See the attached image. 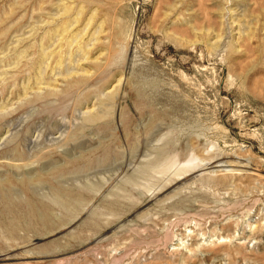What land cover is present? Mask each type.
Segmentation results:
<instances>
[{
  "label": "rangeland",
  "instance_id": "rangeland-1",
  "mask_svg": "<svg viewBox=\"0 0 264 264\" xmlns=\"http://www.w3.org/2000/svg\"><path fill=\"white\" fill-rule=\"evenodd\" d=\"M0 264H264V0H0Z\"/></svg>",
  "mask_w": 264,
  "mask_h": 264
},
{
  "label": "bare ground",
  "instance_id": "bare-ground-1",
  "mask_svg": "<svg viewBox=\"0 0 264 264\" xmlns=\"http://www.w3.org/2000/svg\"><path fill=\"white\" fill-rule=\"evenodd\" d=\"M18 156H20V155H18Z\"/></svg>",
  "mask_w": 264,
  "mask_h": 264
}]
</instances>
